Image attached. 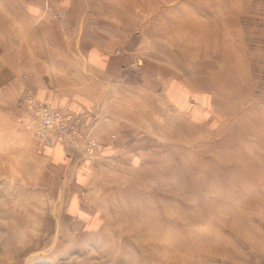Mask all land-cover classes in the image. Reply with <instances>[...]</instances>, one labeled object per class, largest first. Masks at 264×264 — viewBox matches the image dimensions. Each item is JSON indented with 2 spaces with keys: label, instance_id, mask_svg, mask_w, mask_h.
I'll return each instance as SVG.
<instances>
[{
  "label": "rangeland",
  "instance_id": "rangeland-1",
  "mask_svg": "<svg viewBox=\"0 0 264 264\" xmlns=\"http://www.w3.org/2000/svg\"><path fill=\"white\" fill-rule=\"evenodd\" d=\"M0 16L45 50L53 30L136 36L94 110L133 126L130 149L66 145L95 168L73 188L48 176L33 90L24 114L0 101V264H264V0H0Z\"/></svg>",
  "mask_w": 264,
  "mask_h": 264
},
{
  "label": "crops",
  "instance_id": "crops-1",
  "mask_svg": "<svg viewBox=\"0 0 264 264\" xmlns=\"http://www.w3.org/2000/svg\"><path fill=\"white\" fill-rule=\"evenodd\" d=\"M5 18L0 19V101L11 105L9 112L24 114L22 96L33 90L38 99L84 117L83 128L103 144L101 159L108 160L112 153L130 149L126 138L133 135V126H121L110 116L98 117L94 110L101 94L98 87L120 80L119 76L130 65L136 36L128 30L86 32L80 37L65 29L53 30V35L47 33L53 49L45 50L40 48L43 43L39 26L34 27L29 19L21 20L18 23L24 25H16L20 35L15 37L11 34L15 28L13 21ZM118 44L124 51L116 54L113 49ZM24 72L26 79L21 77ZM38 148L47 164L48 176L60 177L65 186L79 185L95 170L94 162L84 160L79 152L70 155L72 149L63 143H39ZM78 195L69 189L63 205L74 215H83L93 200Z\"/></svg>",
  "mask_w": 264,
  "mask_h": 264
},
{
  "label": "built area",
  "instance_id": "built-area-1",
  "mask_svg": "<svg viewBox=\"0 0 264 264\" xmlns=\"http://www.w3.org/2000/svg\"><path fill=\"white\" fill-rule=\"evenodd\" d=\"M27 110L37 118L36 138L38 143L52 146L63 143L85 156L94 159L101 150L100 142L83 128L81 115L54 107L50 101L39 100L34 94L23 97Z\"/></svg>",
  "mask_w": 264,
  "mask_h": 264
}]
</instances>
